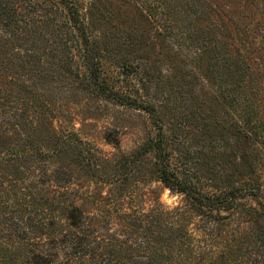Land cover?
<instances>
[{
	"label": "rangeland",
	"instance_id": "obj_1",
	"mask_svg": "<svg viewBox=\"0 0 264 264\" xmlns=\"http://www.w3.org/2000/svg\"><path fill=\"white\" fill-rule=\"evenodd\" d=\"M90 1L82 0V3L88 7ZM208 2L216 6L217 11L211 18L220 26L218 36L232 44V52H236V48L246 52L249 46L260 49L259 54L250 56L251 60L262 56L259 60L264 65V0ZM99 4L101 10H108L111 5L115 12L107 23L108 49L113 50L103 53L104 76L114 87L122 86L154 104L160 119L155 121L144 110L106 98L93 87L84 88L79 80L81 77L76 75L64 81L50 76L51 70L49 75L42 73L44 68H51L49 62L55 59L49 43L39 44L37 50L46 61L45 67L39 66L36 73L24 79L49 109L39 112L32 108L12 119L15 123H26L15 127L10 135L12 141L36 150L27 152L15 160V164L9 163L10 167L0 169V192L4 195L0 199L6 204L12 203L13 196L9 192L13 187L35 185L39 190L50 191L38 198L44 201L41 203L56 205L51 208L56 215L48 218L47 224L50 226L55 221L62 229L55 234L37 230L43 240L62 237L69 228L67 212L78 206L90 221L101 220L100 235L119 237L126 241V246L137 247L138 243L145 244L153 239L161 246L159 238L165 237L168 230L162 221H156L163 215L169 219L184 218V212L176 214L181 207L188 206V198L166 186L156 171V150L151 143L160 137L159 125L163 126L164 138L171 144L172 166L196 176L194 180H197L196 171L202 169L212 174L214 164L226 170L231 168L228 162L231 159L230 112L228 105L215 96L217 87L208 77L209 61L204 60L200 69L199 64L192 62L193 49L187 43L183 44L177 35L175 39L165 35L166 30L160 24L166 16L146 19L136 0L130 4H124L123 0H99ZM210 21L202 20L199 27L211 25L213 21ZM137 36L139 40L133 44L129 39ZM253 64L257 67V63ZM142 70H146L145 73H138ZM7 85L4 76L0 79V88ZM17 89L21 88H15V92ZM22 94L29 98L28 90H22L21 97ZM0 119L1 127L2 114ZM242 138L240 136V143ZM218 155L221 158H217ZM202 172L199 176L204 175ZM59 189H64L61 195H58ZM189 213L193 216L184 218V225L194 229L198 237L206 238L205 234L198 233V227H203L200 221L203 217L197 212ZM17 216L16 213L8 216L12 226L9 231L0 224V238L5 240L6 236L19 234L24 221L33 225L38 221L30 216L21 222ZM4 218L0 216V223ZM231 224L228 225L230 239L224 240L223 245L235 255L241 243V239L235 237L247 230V225ZM204 240L195 244L203 245V253L215 249L214 245L207 246ZM192 245L190 243V248ZM163 246V250H170L169 242ZM251 254L252 261L256 260L254 264H257L259 251L251 249Z\"/></svg>",
	"mask_w": 264,
	"mask_h": 264
},
{
	"label": "trees",
	"instance_id": "obj_2",
	"mask_svg": "<svg viewBox=\"0 0 264 264\" xmlns=\"http://www.w3.org/2000/svg\"><path fill=\"white\" fill-rule=\"evenodd\" d=\"M123 1L130 4L135 0ZM136 1L146 19L166 16L160 24L166 30L165 35L174 36V39L177 35L183 44L187 43L193 49L192 62L199 64L200 69L204 60L209 61L208 77L217 87L215 96L228 105L231 137V159L228 161L231 168L228 170L223 166L220 168L219 164L209 168L212 174L201 169L204 175L199 176L198 170L199 183L194 180L196 176L172 166L171 144L164 138L162 125H159L160 137L151 143L156 150V171L160 180L188 198V206L181 207L176 216L184 212V218L188 219L193 216L189 213L192 211L203 217L200 220L203 227H198V233L205 234L206 245H214L215 249L203 253V245L195 244L205 240L184 225L185 219L180 216L169 219L165 215L156 221H162L168 230L165 237L159 238L161 246L157 245V239L138 243L137 247L126 246V241L119 237L100 235L101 220L90 221L78 206L67 212L69 228L62 237L43 240L37 230L55 234L62 227L55 221L50 226L47 224V219L56 215L51 209L56 205L41 203L43 200L38 198L50 191L44 192L32 185L13 187L9 193L14 201L9 204L1 201L4 195L0 192V216L5 217L0 224L5 231L12 227L10 214H18L21 222L30 216L38 220L34 225L24 221L23 231L14 237L0 238V264H254L256 260L252 261L251 249L259 251L257 264H264V65L260 61L262 56L253 60L250 56L259 54L260 49L249 46L246 52L236 48L233 53L232 44L218 36L220 26L211 18L217 11L216 6L208 0ZM107 9L101 10L99 0H91L88 7L82 0H0V79L5 76L8 83L5 88H0V115L4 120L0 127V169L10 167L9 163L15 164V160L36 150L33 146L31 149L14 143L10 135L15 127L26 124L15 123L12 119L23 116L32 108L39 112L45 110L43 108L49 109L24 79L30 73H36L39 66L45 67L46 61L37 50L42 43L50 44L55 59V62H49L51 68H44L42 73L49 75L52 71L50 76L64 81H70L69 76L76 75L81 77L79 80L84 88L93 87L106 98L144 110L155 121L160 119L154 104L122 86L114 87L103 74V53L113 50L108 49L107 23L115 12L111 5ZM206 18L213 21H210L212 24L199 27ZM129 40L136 44L139 37ZM27 44L33 47L28 48ZM253 63H257V67ZM74 68L78 70L75 72ZM143 82L146 84L145 79ZM36 85L37 81L34 82ZM15 88L21 89L15 92ZM22 90L29 91V98L20 96ZM240 136L243 137L241 143ZM240 148L241 153H238ZM216 157L221 158L220 155ZM229 223L247 225V230L235 237L241 239L235 255L228 252L226 244L223 245L231 232ZM167 242L170 250L166 251L163 244Z\"/></svg>",
	"mask_w": 264,
	"mask_h": 264
}]
</instances>
